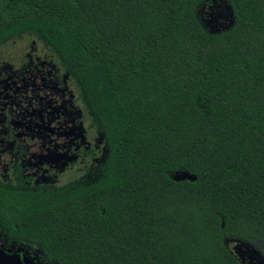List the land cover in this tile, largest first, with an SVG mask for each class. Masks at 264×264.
I'll return each mask as SVG.
<instances>
[{
	"label": "trees",
	"instance_id": "obj_1",
	"mask_svg": "<svg viewBox=\"0 0 264 264\" xmlns=\"http://www.w3.org/2000/svg\"><path fill=\"white\" fill-rule=\"evenodd\" d=\"M0 0L72 80L103 158L61 184L0 182V240L41 264L264 259V0Z\"/></svg>",
	"mask_w": 264,
	"mask_h": 264
},
{
	"label": "flooded vegetation",
	"instance_id": "obj_2",
	"mask_svg": "<svg viewBox=\"0 0 264 264\" xmlns=\"http://www.w3.org/2000/svg\"><path fill=\"white\" fill-rule=\"evenodd\" d=\"M12 70L13 66L10 64L0 67L2 77L0 78V96L6 89L3 82L5 78L13 77L17 81H25L37 77L38 87L42 89L43 96L50 98V104L42 107L39 112L40 119L36 124L24 118L13 124L15 122L11 119L12 113L0 98V182L29 186L57 184L47 179V176L51 178L55 176L56 163L51 157L43 160L41 156L35 154V151L41 148V144L45 146V152L48 154L64 151V161H68V166H73V156L76 159L79 154L84 156L90 152L87 133L92 125L89 117L78 98L72 80L55 56L51 55L47 60L40 59L39 56L35 58L29 56L28 62H23L15 72ZM41 132L44 134L42 135ZM26 134L29 137V143L24 139ZM35 148L38 149L31 151ZM103 155L104 148L102 158ZM26 157L29 158L28 162ZM91 165L85 166V171ZM42 171H46V175ZM0 246L10 251H16L19 248L27 251L22 247L10 248L1 240ZM29 256L33 259V264H41L30 254Z\"/></svg>",
	"mask_w": 264,
	"mask_h": 264
},
{
	"label": "rangeland",
	"instance_id": "obj_3",
	"mask_svg": "<svg viewBox=\"0 0 264 264\" xmlns=\"http://www.w3.org/2000/svg\"><path fill=\"white\" fill-rule=\"evenodd\" d=\"M201 19L211 30L225 27L230 21V11L227 3L224 0H208L201 9ZM51 55L55 56L40 40L31 35H23L22 37L9 40L4 46L0 47V67L10 64L13 66L12 71L15 72L23 62H28L29 56L32 58L39 56L40 59L47 60ZM0 78H2L1 74ZM3 82L6 89L3 90L0 98L10 109L12 113L11 119H14L15 122L13 124H16L18 120L21 121V118L31 121L32 124H36L40 119L39 112L42 107L50 104V98L46 95L43 96L42 89L38 87V78L34 77L25 81H17L13 77H9L5 78ZM41 134L43 135L44 132H41ZM24 136V139L29 143L27 134ZM87 138L89 140L90 152L84 156L83 154H79L76 159L73 156V166H68V161H64V151L58 154H48L45 152V146L42 144L39 150L35 148L31 149V151L36 150L35 154L39 157L41 156L43 160H47L44 158L51 157L57 166L54 170L55 176L52 178L47 176V179L61 184L81 176L84 174L85 166L91 165L96 160L102 158V138L94 127L88 131ZM26 161H29L28 157H26ZM42 173L46 175V171H42ZM229 247L246 264H264L263 257L252 246L238 241H231Z\"/></svg>",
	"mask_w": 264,
	"mask_h": 264
},
{
	"label": "water",
	"instance_id": "obj_4",
	"mask_svg": "<svg viewBox=\"0 0 264 264\" xmlns=\"http://www.w3.org/2000/svg\"><path fill=\"white\" fill-rule=\"evenodd\" d=\"M0 264H33L28 251L19 248L16 251L0 246Z\"/></svg>",
	"mask_w": 264,
	"mask_h": 264
}]
</instances>
